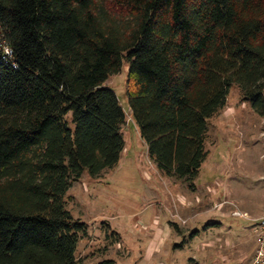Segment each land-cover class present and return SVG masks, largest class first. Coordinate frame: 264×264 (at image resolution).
<instances>
[{
    "label": "trees",
    "instance_id": "1",
    "mask_svg": "<svg viewBox=\"0 0 264 264\" xmlns=\"http://www.w3.org/2000/svg\"><path fill=\"white\" fill-rule=\"evenodd\" d=\"M124 63L150 158L194 190L232 87L264 117V0H0V264L80 263L66 195L120 161Z\"/></svg>",
    "mask_w": 264,
    "mask_h": 264
},
{
    "label": "rangeland",
    "instance_id": "2",
    "mask_svg": "<svg viewBox=\"0 0 264 264\" xmlns=\"http://www.w3.org/2000/svg\"><path fill=\"white\" fill-rule=\"evenodd\" d=\"M127 77L124 63L106 81L126 112L118 165L97 178L85 172L66 195L73 216L88 224L79 264H252L254 226L264 215V117L233 86L209 120V155L191 190L150 158L129 108Z\"/></svg>",
    "mask_w": 264,
    "mask_h": 264
},
{
    "label": "built area",
    "instance_id": "3",
    "mask_svg": "<svg viewBox=\"0 0 264 264\" xmlns=\"http://www.w3.org/2000/svg\"><path fill=\"white\" fill-rule=\"evenodd\" d=\"M2 50L5 55H12V49L6 44L2 46ZM254 232L256 247L252 258V264H264V215L256 221Z\"/></svg>",
    "mask_w": 264,
    "mask_h": 264
}]
</instances>
